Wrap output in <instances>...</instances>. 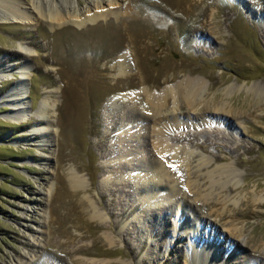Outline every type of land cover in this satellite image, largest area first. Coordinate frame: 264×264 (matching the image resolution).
<instances>
[{"label":"rangeland","instance_id":"374dc122","mask_svg":"<svg viewBox=\"0 0 264 264\" xmlns=\"http://www.w3.org/2000/svg\"><path fill=\"white\" fill-rule=\"evenodd\" d=\"M18 1L15 11L33 2ZM54 1L82 11L91 4ZM121 2L109 9L104 0L91 13L109 9L107 19L83 27L37 14L0 22V264H264V100L234 89L264 87V0ZM123 54L131 74L117 77L112 66ZM24 67L28 118L13 120L8 94ZM187 76L203 80L197 105L171 97L160 110L149 104L146 89ZM125 111L138 115L133 141L124 142L134 144L129 164L113 153L128 136L118 121ZM152 114L172 121V137L215 129L221 137L206 148L202 135L173 141L189 154L162 159L145 128ZM38 121L42 132L33 134ZM152 159L163 165L170 203L147 204L142 181L123 167L142 160L155 172ZM74 174L86 190L72 187ZM91 201L104 222L92 218Z\"/></svg>","mask_w":264,"mask_h":264},{"label":"bare ground","instance_id":"6f19581e","mask_svg":"<svg viewBox=\"0 0 264 264\" xmlns=\"http://www.w3.org/2000/svg\"><path fill=\"white\" fill-rule=\"evenodd\" d=\"M51 1H53V2H51ZM51 1L49 4H47V3L45 4V3H42L41 0H39V1L33 0L30 9L21 8V10L19 9V10L15 11V10H13L12 7L17 2L20 3V1H18V0H0V22L8 21L10 19L13 21H19V22H34L36 20V14H37L39 16L42 15V16L48 18L50 21L57 22L58 25H60V24L63 25L67 22H72L78 27H83L84 25H86L88 23H96L100 19H107V17H108L107 12L109 11V9H111L113 7H117V6H122L124 4L123 3L124 1L121 2L122 0H105V2H107V4L109 5V9L105 10L107 12H103L104 11L103 10L102 12L100 11V12L91 13L92 9H94V7L96 9H98L100 7H104V4H103L104 0H103V2H102V0H91L90 1L91 4H89L87 6V8L83 11L78 10L76 8H73L72 6H69V4L66 5L62 1L60 4H54V2H55L54 0H51ZM19 6H20V4H19ZM86 12H89V14H86ZM83 13H85V14H83ZM109 13H111V12H109ZM22 51H24V53L27 55L30 54L28 51H26V49H23ZM112 68L116 69L117 74H115L114 76H117V77H125V76L131 74V72H130L131 67L128 64V59H127L126 54H123L121 57V60L117 61L116 64L112 66ZM28 78H29L28 70L24 67L21 80L18 81L16 88L13 89L8 94L10 100H12L15 103V107H17L15 115L11 116V119H13V120L16 117L18 118L19 116L21 118L23 116V119H25V120L28 118L27 113L24 109L25 107L22 106V104H24V103L21 102V100H23L24 97L22 96V93H20V90L26 88V84L28 85V83H27ZM4 79H6L5 74L0 72V83H2ZM202 86H203V80L201 79V77H199V76H197V77L187 76L186 78H184L183 80H181L177 84H175V86H170V87L164 88L161 91L154 92L152 90L146 89L145 97L147 98L149 104L151 106H153V108H156V110L163 109L166 106V103L168 102L169 97H171L174 100L175 105H177L178 102L181 103L182 101H184L188 105L194 106L200 102L199 99L201 96ZM234 89L237 91L242 90V91L252 93L256 102L260 101V100L262 101V99L264 100V87L259 85V84H254L252 86H247V85L242 84V85H238V86L234 87ZM108 106L117 107V102L113 101V103H112L109 101L107 104V107ZM44 108L46 109V106H44ZM217 110H221V108L219 107ZM125 112L121 116L119 115L120 117H119L118 121L120 122V125L122 127H124L125 130H127L128 136H123V137L120 136L119 137V140H117V142L115 143L116 147L115 146L113 147L114 148L113 153H114V157H117V158L122 157V158H124V161H126L129 164V162L132 160V158H129V157L133 154V151H132L133 149L131 150L128 145L134 146V144H128L125 146L124 142L130 143L131 141H133L129 138V135L131 133V130L135 127L134 122L136 121L135 118H137L138 115H135V114H133V112H130V111H127L126 113ZM157 116L158 117L155 118V114H152V119H151L152 123H150L151 122L150 120H148V122L145 121L146 124H148L145 126V128L149 127L147 134H148V136H152V138H153V140L151 141L154 144L153 150L162 159L163 158L165 159V157L172 152H174V153L177 152L178 149H180L181 152H186V154H189V152H190L189 147H187L186 145L176 147V146H174L173 141L184 140L187 136H193L192 138H190V141L194 142V141H198V139H199L198 137L202 135L205 137V141H204V143H202L201 146L203 148H206L209 145H212V144L215 145L216 144L215 139L221 137L220 132H222V131H220L218 129L211 130V131H205L202 133L199 132L197 134H190V132H189V134H186V135L185 134H177L175 137H172L170 135V132H169V130H170L169 124H171L172 121L171 120L166 121L165 118H163V116H159L158 114H157ZM173 121L175 122V125L181 124L180 118H177V119L173 118ZM115 123L112 124V127L114 125H116ZM40 124H41V122H39V121L36 123V127H34L35 130H33V134H36V132L37 133L42 132L41 129L37 127ZM50 135H51V132L47 129L46 133H45V139L43 141H49L48 138L50 137ZM223 136H225L227 138L226 134L225 135L223 134ZM212 137H214V138H212ZM135 146H137V148L142 147V146L136 145V144H135ZM221 158H222L221 156L216 157L217 160H221ZM136 159H139V158L135 157V160ZM141 161L142 160H137V161H135V163L134 162L130 163V165H132V166L125 165L123 163H121V164L124 165L123 167L126 169V171L128 169L130 170L129 173H131V175L129 174V176H128L129 178L131 176L132 180H134L135 182H138V180L142 181L141 183L138 182L139 185L137 187L140 186L142 188V190H144V194H145L144 196H145V198L147 197V199L149 201V203H147V204L152 205L155 202L154 200H156V199H157V203H159V205L164 204V201L169 202V200L166 198H169L168 195H170V191L168 192V190H166L165 187L161 186L162 182H163V176L161 175L163 172V170H162L163 165H160L161 163L159 164L160 161L158 162L157 160L152 159L151 165L155 169V170L153 169L155 172H152L150 170H146V168L143 167V163ZM201 163H203V162H201ZM177 170H178V168H177ZM228 170L229 169H226V171H228ZM222 172H224V170H222L220 172L221 174H224ZM70 174H72V173H70ZM214 178H215V180H214L213 184L216 182V179H217L216 176H214ZM70 180H71L70 181L71 185L75 190H86L87 189V184H86L85 180L83 178H81L80 176L74 174L73 176H71ZM211 180H212V178H211ZM196 184L197 183H193L194 187L197 186ZM238 184H239L238 182H234L233 186L236 187V186H238ZM158 186H160V187H158ZM123 190L126 191V189H124V188H123ZM158 197L161 198V200L159 199V201H158ZM89 207H90V210L92 212V215H91L92 218L97 219L101 222H104L105 215L102 211H100L97 208L95 203H93L91 201ZM238 231H239V229H238ZM107 240L111 244L115 241V240L111 239L109 236H107ZM206 251H205V253H207V255H208L211 252V249L206 250ZM123 264H127V263H123Z\"/></svg>","mask_w":264,"mask_h":264}]
</instances>
